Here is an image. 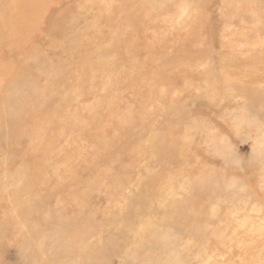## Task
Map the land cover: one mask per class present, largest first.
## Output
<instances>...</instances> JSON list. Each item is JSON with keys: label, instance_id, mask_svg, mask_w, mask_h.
Here are the masks:
<instances>
[{"label": "rangeland", "instance_id": "1", "mask_svg": "<svg viewBox=\"0 0 264 264\" xmlns=\"http://www.w3.org/2000/svg\"><path fill=\"white\" fill-rule=\"evenodd\" d=\"M0 264H264V0H0Z\"/></svg>", "mask_w": 264, "mask_h": 264}, {"label": "bare ground", "instance_id": "2", "mask_svg": "<svg viewBox=\"0 0 264 264\" xmlns=\"http://www.w3.org/2000/svg\"><path fill=\"white\" fill-rule=\"evenodd\" d=\"M15 2V1H14Z\"/></svg>", "mask_w": 264, "mask_h": 264}]
</instances>
